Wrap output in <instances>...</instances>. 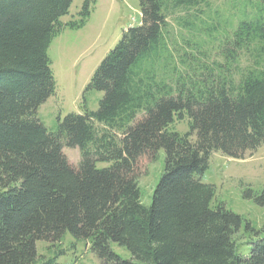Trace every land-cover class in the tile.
<instances>
[{
	"label": "trees",
	"instance_id": "16d2710c",
	"mask_svg": "<svg viewBox=\"0 0 264 264\" xmlns=\"http://www.w3.org/2000/svg\"><path fill=\"white\" fill-rule=\"evenodd\" d=\"M72 1L0 0V264H48L35 242L67 231L102 264H264V228L240 253L241 216L213 204V185L201 181L212 152L242 158L264 142V18L248 14L253 0H230L228 16L212 0H138L140 23L86 85L103 92L97 109L48 130L37 116L55 90L48 47L63 28H81L94 2L62 22ZM169 16L217 41L219 58L200 59L199 40L173 61ZM175 118H188L187 132L169 128ZM64 146L79 149L76 166ZM159 149L163 169L145 205L137 179ZM244 195L264 205V188Z\"/></svg>",
	"mask_w": 264,
	"mask_h": 264
},
{
	"label": "rangeland",
	"instance_id": "374dc122",
	"mask_svg": "<svg viewBox=\"0 0 264 264\" xmlns=\"http://www.w3.org/2000/svg\"><path fill=\"white\" fill-rule=\"evenodd\" d=\"M83 1L73 0L68 12L60 20H78ZM229 1L212 0V7L218 9L220 14L228 16ZM247 12L249 15L264 18V0H253L247 5ZM140 20L138 0H94L90 14L81 28H63L53 37L47 53L51 61L55 90L37 108V116L48 130H54L58 117L62 118L69 112L81 113L84 107L89 110L97 109L103 92L96 89L86 90V85L99 62L114 47L123 31L138 25ZM168 35L171 59L175 62L178 60L177 51H191L192 47L186 45L188 41L191 44L202 41L201 50L204 55H198L200 59L219 58V49L214 48L217 41L209 43L203 33H188L171 16L168 17ZM169 128L180 133L187 132L188 118H175ZM194 136L195 134L192 135ZM62 151L73 166L78 164L80 151L77 147L64 146ZM164 157V150L159 149L153 160L143 159L141 164L137 181L141 202L145 205L151 201L152 192L162 173ZM106 165L105 162H96L97 167ZM201 181L213 185V204L222 202L227 209L241 216L243 223L234 238L239 252L247 254L250 247L247 241L253 235L252 230L264 228V205L244 195L248 191L251 195L257 194L264 188V142L254 151L246 152L242 158L229 157L219 151L212 152L207 168L201 175ZM111 247L122 258L131 257L122 246L111 243ZM35 248L40 263L49 261L48 264H102L87 241L74 237L68 231L58 242L37 240Z\"/></svg>",
	"mask_w": 264,
	"mask_h": 264
}]
</instances>
